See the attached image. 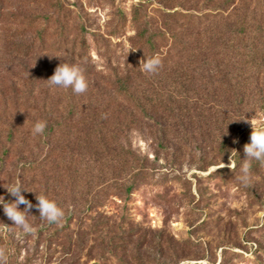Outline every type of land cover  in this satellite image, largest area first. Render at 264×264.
<instances>
[{"label":"rangeland","instance_id":"1","mask_svg":"<svg viewBox=\"0 0 264 264\" xmlns=\"http://www.w3.org/2000/svg\"><path fill=\"white\" fill-rule=\"evenodd\" d=\"M145 29L168 34L155 39L154 75L140 66L151 55L129 51ZM61 63L81 68L86 93L48 86ZM205 67L212 79L202 78ZM126 75L141 105L162 100L160 117L113 92ZM55 104L97 118L105 111L107 123L59 143H47L48 129L34 136L25 118L12 127ZM251 123L264 127V0H0V199L35 167L23 195L35 203L31 194L46 186L51 199L56 177L54 201L65 212L50 224L33 204L35 232L17 239L21 229L0 204V226H11L0 232L8 264H264V165L250 161L251 187L236 179ZM222 146L233 149L234 171L223 167Z\"/></svg>","mask_w":264,"mask_h":264},{"label":"trees","instance_id":"2","mask_svg":"<svg viewBox=\"0 0 264 264\" xmlns=\"http://www.w3.org/2000/svg\"><path fill=\"white\" fill-rule=\"evenodd\" d=\"M232 2V1H231ZM233 3V2H232ZM172 30V29H170ZM150 31L148 29L145 30H138L135 38H134V45L132 46L133 49H137L135 52L138 54H142L144 55V58H146L148 55L150 56H154V55H159V53L156 51V42L155 39L158 38L161 42H163L167 37L168 34L166 32H160V33H152L150 35H148ZM170 36V35H169ZM170 38L174 41L173 44H178L181 42V38L179 37V35H174L172 34L170 36ZM165 60L167 58H164ZM196 71V70H195ZM214 73V72H213ZM213 73H211V69L210 68H203V76L202 78H208V79H212L213 78ZM91 84H88V87ZM132 83H131V76H124V78L118 77L116 79V82L112 83L113 86V92H116L117 95L123 96L125 98V100H136L137 103L139 104L140 108H142V111L146 112L147 114H150L151 118L152 116H158L156 107L158 106V102H162V100H158V98H146L145 101L147 102L146 104L144 103L143 105H141V97L137 94V90H135L134 87H132ZM203 85H209L208 83H204ZM177 98V96H175ZM185 102H188L187 99L184 100ZM128 102V101H127ZM58 104V103H57ZM55 104L53 105L52 108H50L49 110H43L41 108H35V111L32 115H19L17 118H14V123H12V127H16L19 124H23L22 119L25 118L26 122L28 123H32L35 124L37 121H46L47 123V127L46 129H48L50 132L46 134L45 136V140L48 139L47 143H51L50 141L54 142V143H59L62 141H65L67 139H65L66 134H70L72 132V130H81L83 131L85 130H89L91 127H102L105 126V124L107 123V121L105 120V111L101 113V117L95 116V114L93 113L94 110H90L88 112V110H85V106L84 108H82L81 110L79 109L78 111L74 112L73 110L68 111L67 113H64L63 111H60L58 105ZM171 106L174 105V101L170 100L169 103ZM122 104H119L118 106L120 107ZM81 108V105H79ZM144 106V107H143ZM145 106H147L145 108ZM212 107L208 108L211 110V108H214V104L211 105ZM77 107V106H75ZM145 108V109H143ZM175 106L172 109V107L170 108V110H175ZM78 109V108H77ZM87 109V107H86ZM92 109V108H91ZM207 109V110H208ZM148 112V113H147ZM153 114V115H151ZM162 119H167L168 117H162ZM164 122L162 121L161 124H163ZM163 126H165L163 124ZM11 127V128H12ZM13 127V128H14ZM166 129H161V134H165ZM8 139L12 140L13 139V130H9V134H8ZM44 139V138H43ZM64 139V140H63ZM222 150H224V155L223 158H227L231 155H233V149L231 150L230 148L228 149V147L226 146H222L221 147ZM9 149L8 148H4V152L3 155L4 157H7L9 155ZM48 160V156H46V159L44 161L45 165L47 166V162ZM5 170V164L4 162L1 163L0 165V174ZM139 171H133L132 176L130 178V183L129 186L127 187V194H131L133 192V190L135 188H137L139 186L138 183V178L140 179L144 172L145 169L144 168H140L138 169ZM32 171H37V168L35 167H29L26 170H23L20 175L19 178L21 180L20 183H22V187L23 188H29V186L31 184H35L34 181L35 179H31L30 181L27 182V179L25 181V175L31 173ZM36 176V175H34ZM33 178V177H32ZM56 184L53 185V188H51V199L54 201V196H56V194H58V192L62 189V181H60V179L56 178ZM47 184V183H46ZM59 184V185H58ZM59 186V187H58ZM50 188V187H48ZM46 186L43 187L44 191L41 195H44L46 197H48L49 194V189ZM24 193H26L25 191H23ZM23 194V193H22ZM36 195H40L37 192L35 194H31V196L36 197ZM26 198V197H25ZM27 200H29L28 198H26ZM15 197H11L8 201L6 202H14ZM30 201V200H29ZM38 201L36 200L35 203L32 204H36ZM20 207H25V205H20Z\"/></svg>","mask_w":264,"mask_h":264},{"label":"clouds","instance_id":"3","mask_svg":"<svg viewBox=\"0 0 264 264\" xmlns=\"http://www.w3.org/2000/svg\"><path fill=\"white\" fill-rule=\"evenodd\" d=\"M130 50L136 51L137 49H129V51ZM49 58L51 57L49 56ZM140 66L145 73L154 75L157 74L162 67V60L159 55H154L152 58H149L142 63L140 62ZM46 81L49 87L60 89L70 88L77 95L84 94L88 90V82L81 68L68 63L59 64L55 68L54 74ZM251 126L252 132L250 135V143L244 145L246 159L241 167V174L236 177V179L245 187H251L253 185L250 161L256 160L264 165V127H258L253 123H251ZM46 127V121H37L32 128V134L34 136L42 135L45 132ZM222 164L223 167H228L233 171L235 170V164L233 163L231 156L229 157V163L227 165L224 163ZM6 189L12 197H15V200L14 202H5L2 197V199H0V204L3 205V211L8 219L13 222V225L21 229V232L16 233V238L20 239L22 238V235L34 234L35 229L27 221V214L34 206L22 194L23 191L28 190L23 188L19 182L10 185ZM36 200L38 203L35 207L42 220H46L50 224H60L63 221L65 212L55 201L48 199L44 195H36ZM20 205H25L24 210L20 209ZM9 227L11 226L3 224L0 226V232H7ZM0 264H8V256L4 247H0Z\"/></svg>","mask_w":264,"mask_h":264}]
</instances>
